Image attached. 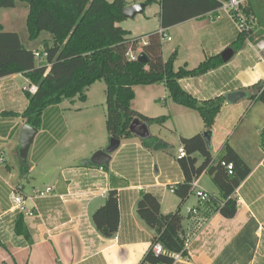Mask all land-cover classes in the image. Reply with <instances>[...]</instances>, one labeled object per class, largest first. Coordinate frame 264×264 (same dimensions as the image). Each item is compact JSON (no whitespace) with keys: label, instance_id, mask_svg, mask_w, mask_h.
I'll return each mask as SVG.
<instances>
[{"label":"crops","instance_id":"1","mask_svg":"<svg viewBox=\"0 0 264 264\" xmlns=\"http://www.w3.org/2000/svg\"><path fill=\"white\" fill-rule=\"evenodd\" d=\"M125 1L127 5L143 2ZM250 8L263 22L264 0H252ZM160 10V0H155L134 17L143 23L154 21L153 27L142 33H133L132 29L124 27V20L119 25L129 31L130 36L164 29L170 37L168 42L174 41V44L166 49L165 55V41L162 43V58L167 60L175 52V69L183 65L194 68L203 60L231 47L237 39L238 31L227 14L213 21L205 14L162 28ZM40 35L42 40L49 39L48 34ZM20 75L25 77L16 73L0 78V264H139L151 245L155 231L138 216L137 201L142 192H151L159 199L162 214L177 208L182 214V204L190 195L181 202L170 189V186L183 181L179 165L176 166V162L170 159L172 168L169 170L166 164L161 163L165 153L156 152L155 155V151L144 147L135 135L120 139V146L111 154L106 169L88 165L89 156L96 150L104 149L109 141L105 132L104 108L101 112H94L98 105H105V98L100 103L92 100L91 87L95 82L88 88L85 101L69 100L71 105L63 108L64 112L58 106L45 109L41 126L29 149L28 172L22 175L19 142L8 150L9 161L4 149L14 137L18 136L19 141V132L25 123L20 114L28 103L25 95L27 86L21 91L9 87L12 79ZM262 82L264 63L258 60L257 50L248 40L229 61L200 76L179 80L181 88L199 101L233 91L245 93L234 103L224 101L215 117L208 145L216 162L223 144L227 142L251 171L233 194L237 202L233 218H224L216 212L208 218L189 215L190 208L203 207L198 198L187 206V213L182 214L187 255L173 264H264V104L252 102L249 98V94L253 93L252 87ZM133 91V110L151 118L167 117L162 124H149L150 135L168 144L169 139L162 132L169 131L177 136L180 144V137L206 131L197 111L175 103L164 84L136 85ZM77 101L81 106H76ZM49 111L55 113L50 127L46 125ZM72 111H84L85 115L75 118ZM56 118L60 121L56 122ZM79 129L88 131L90 135L81 138V141L76 136L71 139L70 133ZM94 130H97V139L89 141L93 145L86 148L84 140H90ZM212 152H215L214 155ZM47 157L50 160L44 162L43 172L34 173ZM141 174H144L143 179H139ZM135 175L140 177L133 179ZM206 175L202 173L197 178L198 185ZM17 177L28 182L29 190L24 182L13 183ZM209 178L210 182L202 190L219 198V190ZM17 187L24 195L53 187L52 194L35 200L38 215L22 214L30 242L15 232L18 212L12 209L10 195ZM110 189L117 191L119 226L113 236L106 237L95 227L92 214L103 205ZM102 191L105 194H101Z\"/></svg>","mask_w":264,"mask_h":264},{"label":"trees","instance_id":"2","mask_svg":"<svg viewBox=\"0 0 264 264\" xmlns=\"http://www.w3.org/2000/svg\"><path fill=\"white\" fill-rule=\"evenodd\" d=\"M28 7L26 26L28 38L37 39L43 32L49 35L42 40L47 53L44 61L36 63L34 50L28 49L13 31H5L0 24V78L22 73L31 84L37 85L34 94L27 90L28 103L20 117L25 123L39 129L45 109L63 100H86L88 88L97 81L105 84L106 130L111 137L129 138V124L134 118L142 122L162 124L166 116L147 117L131 107L136 85L164 84L170 98L177 104L197 111L203 120L206 131L211 129L217 113L223 105L224 96L199 101L184 91L179 80L185 77L200 76L223 63L219 55L211 56L194 68L186 65L174 68L176 53L167 60L162 58V42L158 31L140 36H130L119 23L126 18L123 8L125 0H20ZM155 0H143L146 5ZM223 0H160V25L168 28L189 19L198 18L217 9ZM247 0L244 10L258 18L259 29L253 34L238 32L237 39L231 44L236 51L245 41L255 42L264 36V21L251 10ZM14 0H0V9L14 7ZM147 37V44L141 46L148 57L147 63L130 61L126 58L129 49H135L141 38ZM249 94L252 102L264 104V82L253 87ZM10 115H17L8 112ZM180 146L185 156H177V163L183 174V181L170 186L180 199L185 201L191 194V181L206 173L217 187L220 197L210 194V201L200 202L197 213L189 215L208 218L218 213L224 218H233L237 202L233 194L250 173L249 166L239 154L225 142L222 153L215 162L207 140L202 133L180 137ZM144 147L151 151L168 150L162 139L150 135L141 140ZM198 157L201 161L198 162ZM232 164L229 174L224 164ZM92 166V164L88 163ZM107 168L106 166L102 167ZM28 172L27 163L22 164V175ZM138 216L154 231L151 245L139 264H173L175 254L186 256L187 237L183 229V216L179 208L162 214L159 199L151 192H142L136 204ZM95 227L106 237H111L119 226L117 191L110 189L102 206L92 214ZM15 232L30 242V234L24 224L23 215L18 213ZM159 243L163 252L155 254L153 246Z\"/></svg>","mask_w":264,"mask_h":264},{"label":"rangeland","instance_id":"3","mask_svg":"<svg viewBox=\"0 0 264 264\" xmlns=\"http://www.w3.org/2000/svg\"><path fill=\"white\" fill-rule=\"evenodd\" d=\"M107 1H112V0H107ZM224 1V0H223ZM15 2V6L14 7H9V8H2L0 9V24L3 26V29L5 31H13V32H16L20 35V38H21V41H22V44L28 48H35V49H38L39 51H41L43 49V43H42V38L41 37H38L37 39H34V40H30L28 38V33H27V26H26V17H27V14H28V7L27 5L20 1V0H14ZM136 18H140V17H136ZM139 19H135V18H126L124 21H125V24L123 25L124 27H129L130 29H132V32L133 33H142L148 29H151L154 25V21H150L148 23H143V22H139L138 21ZM141 20V19H140ZM42 34L44 35H47V33L43 32ZM41 36V35H40ZM174 44V41L172 42H168V41H165L163 43V46L165 48V55H167L166 53V49L173 45ZM37 64L40 63V62H36ZM28 83H29V80L26 79L25 77L23 76H16L12 79V82L9 83V87L11 88V90H17V91H21V89L26 85L28 87ZM36 85V84H34ZM37 87V85H36ZM104 88H105V84L103 81H97L92 87H91V91H92V100L96 101L97 103H100V102H104V98H105V94H104ZM70 101L69 100H63L61 101L59 104L57 105H52V106H49L47 108H56V106H58L61 110V112H64L65 110H63V108L67 107V106H70ZM76 106H81V103L80 101H77L76 103ZM102 107L104 108L105 112H106V106L103 105H98L95 109H94V112H101L102 110ZM53 114H55L53 111H49L47 113V116H46V125L47 126H52L53 125V122L54 120L52 119L53 118ZM72 115L75 116V118H82L83 115H85V112L84 111H81V112H75V111H72ZM65 116V114H64ZM57 118H56V122H57ZM68 118H67V122H68ZM60 121V120H58ZM106 129V128H105ZM107 132V131H105ZM167 136V138L169 139V142H168V150L166 151H160V150H157L155 151V155L157 154L156 152H161V153H165V154H162V158H161V163L162 164H166V167L169 169V168H172L170 167V159L173 160L174 162H176V166H178V163H177V156H178V148L180 147V144L178 142V138L177 136L171 132H162V135L164 134ZM90 134H88V131L84 130V129H79L75 132H71L69 137L72 139L74 136L78 137V139H80L79 141H81V138H85L87 136H89ZM69 138V139H70ZM77 139V138H76ZM97 139V130H94V133L92 134V137L90 140H84L85 141V144H86V148H89L91 147L93 144H90L92 142H89V141H93ZM18 136L14 137V139H12V141H10V143L8 144V146H6L4 149L6 152V158H7V161H9V158H8V150L13 147L14 144H18ZM64 143V142H63ZM65 144V143H64ZM63 144V145H64ZM210 149H211V146H210ZM213 155L215 152H212ZM92 155V154H91ZM91 155L89 157H91ZM50 160L49 157H47L35 170H34V173H37L38 174H41V172H43V166H44V162H48ZM30 162V161H29ZM28 162V164H29ZM153 170H154V166H153ZM170 170V169H169ZM172 172V171H171ZM144 173V172H143ZM142 175V174H141ZM139 176V175H138ZM137 175L133 176V179H137L138 177ZM140 177V176H139ZM144 178V174L141 176V178L139 179H143ZM24 182V184L26 185V189L29 190V184L26 180H24L23 178H19L18 180V177L13 180V183L16 184L17 182ZM208 182H210V178L208 175L204 176L201 178L200 180V183H199V187L202 189L204 187L205 184H207ZM196 195L194 193V191L191 192L190 194V197L189 199L184 202L182 204V208H181V212L182 214H186L187 211V206L192 202V201H195L196 200Z\"/></svg>","mask_w":264,"mask_h":264},{"label":"built area","instance_id":"4","mask_svg":"<svg viewBox=\"0 0 264 264\" xmlns=\"http://www.w3.org/2000/svg\"><path fill=\"white\" fill-rule=\"evenodd\" d=\"M247 0H224L222 1L221 5L208 13H206L209 20L213 21L216 19H219L223 14H227L231 17L233 20L235 27L238 32L245 33V34H253L259 29V23L258 18L254 16L253 14L246 13L244 10V7L246 5ZM158 35L160 37V41L163 43L164 41H169L170 37L166 34L164 29L158 30ZM147 37H143L138 41L137 47L135 49H129L126 53V58L130 61H137V57L141 50V46L147 44ZM253 46L257 50L258 53V60L260 62L264 63V36L259 37L255 40V42H252ZM47 57V53L44 50H34V58L40 62L44 61ZM26 90L30 94H34L37 90L36 85L29 84ZM264 145V143H263ZM178 156L183 157L185 156V151L183 147L178 148ZM226 167V170L229 174L232 173V164H224ZM191 188L192 191H194L196 197L198 198L199 202H208L210 201V194L202 189L199 188L198 185V179L193 178L191 181ZM53 193V187H46L42 190H35L30 195H24L20 187L15 188L11 195V201H12V209L18 213H21L25 216H36L38 215L37 207L35 204V200L37 198L46 197L49 194ZM101 194H105L104 191L101 192ZM197 213V209L190 208L188 210V213ZM153 251L155 254H160L163 252V248L159 243H156L153 246ZM181 257L180 254H175L173 256L174 261L178 260Z\"/></svg>","mask_w":264,"mask_h":264},{"label":"water","instance_id":"5","mask_svg":"<svg viewBox=\"0 0 264 264\" xmlns=\"http://www.w3.org/2000/svg\"><path fill=\"white\" fill-rule=\"evenodd\" d=\"M145 3L138 2L131 5H127L123 8V15L125 18H134L136 15L141 14L144 10ZM235 50L232 47H227L220 52V58L223 62L229 61ZM137 62L147 63L148 57L144 52H140L137 57ZM245 93L242 91H233L228 92L224 95V99L227 103L231 104L244 97ZM129 131L140 138L141 140L146 139L150 136L149 124L142 122L138 118H134L129 124ZM38 129L24 123L19 132V147H18V156L22 164H26L28 161L29 149L33 143V139L37 134ZM207 143H209L210 135L208 132H203L202 134ZM120 139L111 137L108 141L107 146L104 149L96 150L91 155L89 161L93 166L102 168L109 164L111 160V154L115 152L120 146Z\"/></svg>","mask_w":264,"mask_h":264}]
</instances>
